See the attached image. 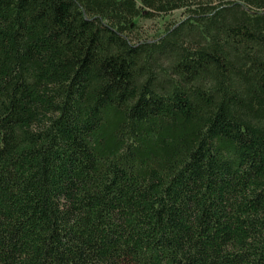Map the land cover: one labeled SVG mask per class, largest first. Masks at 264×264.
<instances>
[{
  "label": "trees",
  "instance_id": "trees-1",
  "mask_svg": "<svg viewBox=\"0 0 264 264\" xmlns=\"http://www.w3.org/2000/svg\"><path fill=\"white\" fill-rule=\"evenodd\" d=\"M0 264H264V0H0Z\"/></svg>",
  "mask_w": 264,
  "mask_h": 264
},
{
  "label": "rangeland",
  "instance_id": "rangeland-1",
  "mask_svg": "<svg viewBox=\"0 0 264 264\" xmlns=\"http://www.w3.org/2000/svg\"><path fill=\"white\" fill-rule=\"evenodd\" d=\"M182 18V11L177 10L166 15L156 16L149 19H138L136 22L141 34L149 37L161 33L166 26H169Z\"/></svg>",
  "mask_w": 264,
  "mask_h": 264
}]
</instances>
